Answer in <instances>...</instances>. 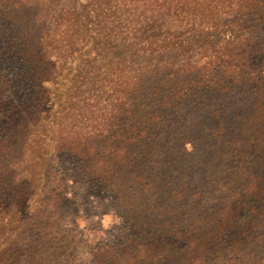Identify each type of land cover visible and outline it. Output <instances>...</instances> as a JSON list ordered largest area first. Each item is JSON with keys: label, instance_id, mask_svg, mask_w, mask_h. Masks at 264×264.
I'll return each mask as SVG.
<instances>
[{"label": "trees", "instance_id": "obj_1", "mask_svg": "<svg viewBox=\"0 0 264 264\" xmlns=\"http://www.w3.org/2000/svg\"><path fill=\"white\" fill-rule=\"evenodd\" d=\"M0 264H264V0H0Z\"/></svg>", "mask_w": 264, "mask_h": 264}, {"label": "rangeland", "instance_id": "obj_2", "mask_svg": "<svg viewBox=\"0 0 264 264\" xmlns=\"http://www.w3.org/2000/svg\"><path fill=\"white\" fill-rule=\"evenodd\" d=\"M59 173L61 175L63 170H59ZM90 200H93V204H101L100 211L98 213H103V215L101 218H99V215L88 217L86 213L84 215V219L79 220V227L84 228L85 233L87 234L88 238L92 240V242H97L100 240L106 241L107 239L112 240L113 235H117L119 233H117V231L120 229V224L118 222L117 215L110 206V200L107 197L104 199H99L97 196L94 198L90 197ZM86 204L85 207L87 208Z\"/></svg>", "mask_w": 264, "mask_h": 264}]
</instances>
